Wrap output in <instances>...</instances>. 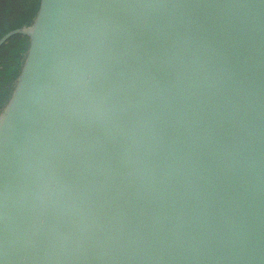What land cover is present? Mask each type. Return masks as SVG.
Listing matches in <instances>:
<instances>
[{"label": "water", "instance_id": "water-1", "mask_svg": "<svg viewBox=\"0 0 264 264\" xmlns=\"http://www.w3.org/2000/svg\"><path fill=\"white\" fill-rule=\"evenodd\" d=\"M0 116V264H264V0H41Z\"/></svg>", "mask_w": 264, "mask_h": 264}, {"label": "trees", "instance_id": "trees-1", "mask_svg": "<svg viewBox=\"0 0 264 264\" xmlns=\"http://www.w3.org/2000/svg\"><path fill=\"white\" fill-rule=\"evenodd\" d=\"M41 0H3L0 4V15L5 14V10H19L24 15L19 20L17 26L6 28L0 31V38L11 29L23 26H31L36 21ZM0 16V18H2ZM30 45V37L25 34H15L10 37L0 48V116L3 113L7 95L11 90V82L21 73V68L27 57Z\"/></svg>", "mask_w": 264, "mask_h": 264}, {"label": "rangeland", "instance_id": "rangeland-1", "mask_svg": "<svg viewBox=\"0 0 264 264\" xmlns=\"http://www.w3.org/2000/svg\"><path fill=\"white\" fill-rule=\"evenodd\" d=\"M3 2V0H0V4ZM1 7V5H0ZM24 15L23 12H19V10H12L10 11V9L5 10V14L3 16H1L2 18H0V31L6 29V28H11V27H15L17 26L19 20L22 18V16ZM31 26H23V28L25 29H29ZM24 66V65H23ZM23 66L21 68V71L23 69ZM20 80V75L14 80L12 81L11 84V90H9V93L7 95V99H6V103L4 105V109L7 107V105L9 104V102L11 101L13 94L16 90V87L19 83ZM4 86L0 85V89H2Z\"/></svg>", "mask_w": 264, "mask_h": 264}]
</instances>
